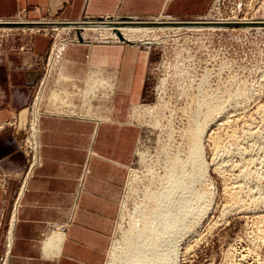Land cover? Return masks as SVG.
<instances>
[{"label": "rangeland", "instance_id": "1", "mask_svg": "<svg viewBox=\"0 0 264 264\" xmlns=\"http://www.w3.org/2000/svg\"><path fill=\"white\" fill-rule=\"evenodd\" d=\"M121 18L125 17L116 16L109 20L124 21ZM156 18L158 21H195L204 18L209 21L234 20L241 23L246 20L244 22L263 23L264 0H212L208 10L196 18L161 15L127 20L150 21ZM88 19L91 18L81 21ZM17 20L30 21L24 18L12 19ZM16 29L27 31L24 28H0V35ZM83 29L82 26L78 28L85 43H79L73 28L68 32L65 29L55 32L43 28L31 31L48 34L51 45L44 60L42 79L35 86L31 101L22 111L26 123L17 141L25 156V166L21 172L18 194L24 179L32 176L40 159L38 141V149L35 151L38 162L31 171L34 157L32 151L26 156L24 149L30 145L27 123L32 109L40 110L41 116L49 112L74 115L57 110V107L74 108L75 112L81 107L86 115H94L90 117H97L99 112L104 111H109L110 115V84L105 83L103 86L108 88L109 95L99 98L96 93L91 97H97V100L86 103L83 100L64 101V89L57 91L58 87L55 86L68 83L67 92L71 95L80 93L84 88L79 86L84 80L83 70L61 69L63 63L85 60L84 52L75 51L70 55L66 52L68 48L93 43H123L118 37L117 41L104 39L106 37L91 32L89 34L92 39H84ZM135 36L139 39H155L156 43L140 44L133 40L124 43L134 46V57L138 62L139 54L148 52L146 60L139 63L145 68L146 83L142 97L135 102L129 101L128 111L122 112L123 124L131 128L134 136L131 141L132 157L124 171L119 195L115 200V212L110 217L108 244L101 264H127L123 253L126 235L134 230L135 222L141 223L147 215L149 206L145 207L144 203L148 195L162 184L159 179L163 177L168 161L178 155L182 162L187 159L191 147L189 131L193 124L190 122H194V115H199L197 120L205 128L201 139L204 167L198 175V167L188 163V177L183 185L185 190L178 193L177 197L201 195L202 198L201 201L192 202L188 208L185 234L177 239L170 264H264V27L157 29L136 33ZM67 37L69 41L64 42ZM57 44L59 47L64 46L65 50L53 58V46ZM122 46L130 48L128 45ZM51 86L54 87L52 91ZM114 110L115 105L113 114ZM7 128L14 129V123L6 122L1 131ZM193 170L195 173L192 180ZM1 184L4 188V179ZM12 206L13 211L15 202ZM139 222L136 229L142 227ZM8 233L9 226L5 229L0 264L4 261L10 264L9 255L5 253Z\"/></svg>", "mask_w": 264, "mask_h": 264}, {"label": "crops", "instance_id": "2", "mask_svg": "<svg viewBox=\"0 0 264 264\" xmlns=\"http://www.w3.org/2000/svg\"><path fill=\"white\" fill-rule=\"evenodd\" d=\"M211 2L0 0V20L24 18L75 22L85 18L161 15L196 18L208 10ZM50 45V37L42 32L16 29L0 35V255L4 250L5 229L11 226L15 202L18 213L10 264H101L108 244L110 217L115 212V200L132 157L134 136L131 128L123 124V95H128L130 102L142 97L146 71L139 63L146 60L148 52H141L138 62L134 57V46L124 43H93L67 49L70 55L75 51L84 52V61L63 63L61 68L83 70L84 80L79 86L84 88L71 95L67 92L68 83H59L55 85L57 91L64 89L66 102H93L97 97L91 96L96 93L99 98L109 95L108 88L103 87L108 83L112 86L110 115L109 111H104L97 117H90L94 115H86L81 107L78 112L70 107L56 108L74 113L73 116L43 112L38 122L39 165L17 203L15 199L16 195L17 199L21 196L18 194L20 176L25 166V156L17 141L26 123L22 111L42 79ZM53 89L51 86L50 90ZM119 102L120 110L117 109ZM9 121L14 123V129L1 131ZM59 229L63 234L59 248L45 251L44 243Z\"/></svg>", "mask_w": 264, "mask_h": 264}, {"label": "bare ground", "instance_id": "3", "mask_svg": "<svg viewBox=\"0 0 264 264\" xmlns=\"http://www.w3.org/2000/svg\"><path fill=\"white\" fill-rule=\"evenodd\" d=\"M85 19H87V18H85ZM102 19L105 22L113 23V26L112 27H106V28H104V26H83L82 29L84 28L83 29V31H84L83 32V38L84 39L85 38L89 39L90 38L89 33L91 32L93 35L96 33L100 37L101 36L106 37L104 39L108 38V39H113V40L117 41L116 38L118 37L120 42H123V43H129L128 40H133L135 43H140V44L152 43L153 44V43H156L155 39H150V38L139 39V38H136L135 34L136 33H147V32H151V31H155L157 29H160V30H181V29L191 30V29H202V28H205L208 30L225 29V28H216V27H162V28L152 27L151 28V27H136V26H128V25H127L128 27H126V25H124V26L121 25L123 22L121 20H119V21H114L112 19L109 20L110 17L109 18L106 17V18H102ZM116 19H118V18H116ZM121 19H123V18H121ZM129 19H132V18H129ZM9 20H11V21H9ZM158 20L159 19L156 18L154 20L151 19L148 22L169 23V22L178 21L177 19H173L170 21H167V20L158 21ZM96 21H98V19H96L95 21L88 19V21H81L80 20V21H75V22H69V21L57 22V21H46V20H33V21H18L17 20V21H12V19H5V20H0V24H3V23L54 24V23H80V22L84 23V22H96ZM124 21H125V19H124ZM127 21H129V20H127ZM244 21H246V20H244ZM244 21L241 23H245ZM192 22L236 23L234 20L209 21L207 19L205 20L204 18H198V20H195V21L192 20ZM2 28H5V27H2ZM19 28H24V30H27L30 32L31 31H40V29H42V28L45 30L46 29H52V31H55V32H59V31L61 32L64 29L67 32L69 30H72V27H55V26H52V27H48V26H46V27H19ZM73 29H75V28H73ZM75 31H76V29H75ZM77 31L79 32L78 28H77ZM67 32H66V34H67ZM76 35H77V33H76ZM93 35H92V37H93ZM77 37L79 38V43H85L83 41V39H81L80 35L79 36L77 35ZM90 39H92V38H90ZM63 41L68 42L69 37L65 38V40H63ZM64 50H65L64 46L59 47L58 44L53 46V55H52L53 58H55L54 56H60L61 54H63L62 52H64ZM51 61H50V63H51ZM57 65H59V63ZM50 67L51 66H49V68ZM128 97H129L128 95H123L122 112H127L129 109ZM38 100L40 101V98ZM39 103L40 102H38V106H39V109H41ZM115 108H116V105H115ZM117 109L120 110V102L117 106ZM55 113H57L56 115L60 114L58 112H55ZM41 114L42 113L40 110L32 109L31 114L29 115V117H30L29 124L27 123V126H29V129H30V139H29L30 141H29V143L31 145V142H32V145H35V151L38 149V146H37L38 145V129H37V127H38V119L41 117ZM198 116L194 115L195 118H194V120H192L194 122H190L193 124H192V129L189 131V137L186 136V137L190 138V144H191L190 145L191 147L189 149V155L186 157L187 159L184 162H182L180 160L179 155H178L177 157H174V159H170V161H168L165 173H164L163 177H160V179H159L162 184L159 185V188L157 190H155L154 192H151L150 195H148V197L146 198V201L144 203L145 207L149 206V210L147 211V213H146L147 215L143 218L141 223L138 221L142 227L140 229H136L135 226L137 225L138 222H135L134 228H133L134 230L132 232L127 233V235H126V247H125L123 253H124V260H125V262H127V264H170L171 260L174 257V250H175V247L177 244V239L182 238L185 234V230H186V224L185 223H186V218L188 216V208L192 202L201 201V198H202L201 195H198V196L192 195L189 197L184 195L185 197H182V196L177 197L179 195L178 193H180V192L183 193L185 190V186H183V185L185 184L187 177H188V174L186 172V167H187L188 163H191L193 166L198 167V170H197L198 175L201 174L202 168L204 167L203 159H202L201 139L203 137L202 134H203L205 128H203L202 125L199 124V122L197 120ZM187 130H189V129H187ZM187 130L185 133H187ZM183 135L185 136V134H183ZM187 144H189V143H187ZM222 145H223V143H222ZM216 147H217V145H216ZM36 154L37 153L35 152V156H36ZM37 160H38V158L36 156V160H35V164H34L33 169L37 166V162H38ZM194 173L195 172L193 170L192 171V180L194 178ZM27 179L28 178L24 179L23 187L21 188V191H20L21 196L17 199V203H18V201L21 200V197L23 196V193L25 191V186L27 183ZM17 205H15V209L12 213L11 226L9 229L8 239L6 240L7 241V244H6L7 249H6L5 253L7 256L10 255L11 248L14 244V242H13L14 241L13 229H14V226H15V223L17 220V213H18V211H17L18 206ZM241 209H242V207H241ZM236 211H237V209H236ZM245 212H246V210H245ZM262 216H264V215H262ZM259 220L261 221L262 219H259ZM256 229H258V228H256ZM61 232L62 231L59 229L58 231H54L51 234L50 238L44 243V250L45 251L52 249V248H54V249L59 248V243L61 242V239L63 237V234ZM254 238L257 240L256 237H254ZM255 239H254L253 243H255ZM251 242H252V240H251ZM4 262H2L1 264H6Z\"/></svg>", "mask_w": 264, "mask_h": 264}, {"label": "water", "instance_id": "4", "mask_svg": "<svg viewBox=\"0 0 264 264\" xmlns=\"http://www.w3.org/2000/svg\"><path fill=\"white\" fill-rule=\"evenodd\" d=\"M129 19V18H123ZM131 20V19H129ZM121 25L136 26V27H216V28H249V27H264V23H213V22H192V21H174V22H148V21H123ZM72 27L77 28L83 26H104L112 27L113 23L105 22L102 18H99L96 22H84V23H54V24H42V23H25V24H16V23H3L0 24V27L5 28H19V27ZM79 36V32H76ZM122 40V39H121Z\"/></svg>", "mask_w": 264, "mask_h": 264}, {"label": "built area", "instance_id": "5", "mask_svg": "<svg viewBox=\"0 0 264 264\" xmlns=\"http://www.w3.org/2000/svg\"><path fill=\"white\" fill-rule=\"evenodd\" d=\"M24 150L26 152V156L29 155V151H32V154H33V157H34L33 162H32V164L30 166L31 171H32V169L34 167V164H35V160H36V156H35V145H26V148Z\"/></svg>", "mask_w": 264, "mask_h": 264}]
</instances>
